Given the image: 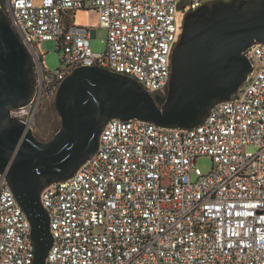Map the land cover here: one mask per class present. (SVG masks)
Here are the masks:
<instances>
[{
	"label": "built area",
	"instance_id": "1",
	"mask_svg": "<svg viewBox=\"0 0 264 264\" xmlns=\"http://www.w3.org/2000/svg\"><path fill=\"white\" fill-rule=\"evenodd\" d=\"M207 1L0 0L36 72L33 100L12 115L34 128L45 102L81 65L166 96L185 17ZM80 9L98 12L108 30L105 52L92 48L97 28L74 22ZM42 40L58 43L55 70L38 49ZM243 53L252 73L203 123L166 128L113 118L75 175L42 190L53 238L46 264H264V43ZM202 155L213 160L208 173L196 166ZM34 257L32 223L0 173V264Z\"/></svg>",
	"mask_w": 264,
	"mask_h": 264
},
{
	"label": "water",
	"instance_id": "2",
	"mask_svg": "<svg viewBox=\"0 0 264 264\" xmlns=\"http://www.w3.org/2000/svg\"><path fill=\"white\" fill-rule=\"evenodd\" d=\"M257 42L264 43V0H209L185 17L166 96L153 95L114 70L78 66L54 100L61 125L51 139L42 140L12 115L33 100L36 72L0 5V173L32 223L33 264H46L53 243L42 190L75 175L97 151L109 120L139 119L166 128L203 123L214 105L235 98L248 80L253 61L243 52Z\"/></svg>",
	"mask_w": 264,
	"mask_h": 264
},
{
	"label": "rangeland",
	"instance_id": "3",
	"mask_svg": "<svg viewBox=\"0 0 264 264\" xmlns=\"http://www.w3.org/2000/svg\"><path fill=\"white\" fill-rule=\"evenodd\" d=\"M74 22L79 26H92L97 28L96 37L91 38L92 48L98 52H105L108 30L101 27L99 23V14L94 9H80L75 12ZM38 49L43 55V59L47 68L55 70L60 63V52L56 40H42L38 42ZM61 125V117L55 108V103L52 100L45 102L40 110L34 125L36 135L42 140H49L53 137L54 132ZM251 149V148H249ZM196 166L203 173H208L212 166L213 160L209 155L197 157ZM194 176V175H193ZM194 178H196L194 176Z\"/></svg>",
	"mask_w": 264,
	"mask_h": 264
},
{
	"label": "trees",
	"instance_id": "4",
	"mask_svg": "<svg viewBox=\"0 0 264 264\" xmlns=\"http://www.w3.org/2000/svg\"><path fill=\"white\" fill-rule=\"evenodd\" d=\"M44 106V105H43ZM59 129V128H58ZM58 129L54 132V134L58 131Z\"/></svg>",
	"mask_w": 264,
	"mask_h": 264
}]
</instances>
